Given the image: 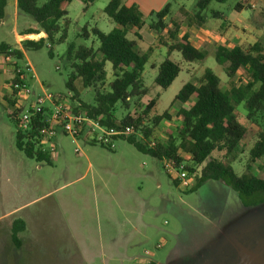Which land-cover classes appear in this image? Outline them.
Wrapping results in <instances>:
<instances>
[{
  "label": "rangeland",
  "instance_id": "1",
  "mask_svg": "<svg viewBox=\"0 0 264 264\" xmlns=\"http://www.w3.org/2000/svg\"><path fill=\"white\" fill-rule=\"evenodd\" d=\"M44 1L39 0V3ZM109 1L96 0L88 10H84L81 0H73L68 6V38L63 43L54 44V56L49 54L48 42L40 49L26 50L24 59L18 63L23 65L27 61L31 64L35 73L28 82L31 88L42 95H66L72 101L70 94L74 91L67 86L71 70L64 57L68 45L75 42L98 47L99 42L93 34L87 39L80 34L85 26L90 32L97 27L106 33L115 27L116 23L104 11ZM237 1H213L205 13L209 16L214 9L228 16H238L231 11ZM133 2L140 5L145 14L148 9L157 11L169 2L172 9L166 20L167 28L162 32L153 30L149 25L153 17L149 13L145 15L146 24L138 48L151 56L143 73L149 91L142 99L132 100L128 110L117 105L116 115L141 114L150 99L159 96L151 116L169 110L171 119L163 121L153 138L167 142L181 123L179 111L182 105L173 101L184 84L195 82L206 68H210L221 78L223 88L229 90L245 79L246 72L242 69L235 76H228L226 64H221L215 56L221 41L228 39L232 42V22L229 33L222 37L219 33L222 18L206 17L204 22L197 20L193 8L196 0ZM251 13L252 10L246 8L242 15ZM35 26H39L36 20L28 13L16 10L14 0H9L0 25V42L15 45V28L25 32L27 30L24 29ZM259 29L264 32V26ZM184 33L194 37L196 43L207 51L205 60L187 62L180 51L170 50L171 45L180 42ZM166 57L179 62L182 70L172 85L163 90L155 83V77L157 66ZM13 64L0 59V139L6 145L11 144L10 152L15 154L20 164L22 156L19 153L22 152L16 145L17 126L8 115L11 108H7L5 100L12 94L9 80L13 77ZM113 77L112 65L108 62L103 89L109 88ZM76 87L81 100L94 102L92 88L83 87L80 79L76 80ZM71 104L73 107L79 105L77 99ZM237 110L240 121L256 133L259 125L246 119V104H238ZM261 125L264 126V122ZM59 136L65 147L59 151V163L31 160L32 177L26 179L31 190L7 203H4L3 196L0 197V207L5 210L9 205L30 201L32 194L36 197L51 192L25 210L30 214L29 225L33 229L32 249L29 253L19 251L23 257L15 256L12 264H128L122 260L132 253L139 255L137 264H152V257L160 264H242L241 260L248 264H264V203L247 207L235 190L216 180H208L195 190L182 188L167 172L162 160L139 151L126 138H118L116 148L111 149L84 138L75 141L69 135ZM252 143L253 140L242 145L230 157L229 161L238 173L245 169ZM78 145L80 152H76ZM63 150L65 154L62 157ZM213 156L223 158L222 152L218 151ZM90 163L93 164L91 169ZM39 164L44 166L37 171L35 166ZM254 170L259 172V163L254 164ZM1 188L12 193L13 187L8 182H2ZM19 192L22 193L19 190L18 196ZM4 223H0L2 255L10 252V236L3 227ZM26 253L29 256L25 257Z\"/></svg>",
  "mask_w": 264,
  "mask_h": 264
},
{
  "label": "trees",
  "instance_id": "2",
  "mask_svg": "<svg viewBox=\"0 0 264 264\" xmlns=\"http://www.w3.org/2000/svg\"><path fill=\"white\" fill-rule=\"evenodd\" d=\"M88 10L96 0H81ZM224 3L227 0H196L193 5L197 20L204 22L206 17L222 18L225 13L212 9L209 16L205 13L211 2ZM251 0H238L232 9L241 11L251 7ZM73 0H17L19 10L30 14L39 24L40 29L29 28L24 34H39L45 32L46 37L38 40L25 39L22 44L25 50L40 49L47 42L50 44L49 54L54 56L55 43H63L68 38L70 21L67 19L69 4ZM8 0H0V25L4 20ZM172 9V3H167L162 9L153 11L150 27L158 32L167 28V17ZM105 13L116 23L109 32H103L97 27L90 30L85 26L82 36L87 39L93 34L98 40L97 48L71 42L68 45L65 58L70 68L67 86L74 94L72 101L78 100L79 105L73 107L74 112L86 113L99 119L108 127L133 125L135 133L125 137L139 151L154 158L173 159L177 163L185 162L194 179L191 190H195L208 180L221 181L235 190L245 206H256L264 203V46L255 43L248 49L241 46H228L223 43L217 47L215 56L221 64H226L228 76H235L240 70H245L246 77L232 89H224L221 78L210 68H206L197 77L183 85L173 103L182 105L179 116L181 123L175 135L169 141L155 140L154 132L164 120L171 119V113L166 110L151 116V111L157 105L158 98L150 99L141 114L130 113L116 115V107L128 110L132 100L138 101L147 95L149 88L145 85L143 73L149 62V53H142L138 48L141 38L140 30L146 24V16L137 4L127 6L123 0H110L105 7ZM177 26V24H176ZM227 23L223 21L222 29ZM178 31V29H175ZM172 31L171 33H173ZM170 50H178L187 62L203 61L207 51L195 47L189 40V34H184L180 42L171 45ZM170 51V52H171ZM0 54L11 55L20 62L24 58L22 49L6 42L0 43ZM111 63L113 80L108 89H103L107 78V63ZM19 63L13 64V77L10 84L24 81L22 74L16 69ZM154 67V66H153ZM182 67L179 62L166 57L157 67L155 83L163 90L168 89L179 76ZM80 79L82 86L92 88L95 92L93 103L81 100L76 87ZM16 91L6 97L7 108H11L9 117L15 120L16 145L19 150L32 159L53 164V152L44 149L38 138L39 129L45 124L42 113L38 114L31 131L18 129L19 111ZM71 101V102H72ZM247 106L246 119L259 125L256 133L240 121L237 105ZM250 145L248 160L242 173H238L230 162V157L248 143ZM154 142V143H153ZM95 143V142H91ZM99 144V143H98ZM102 146H106L101 144ZM222 152L223 158L214 157V152ZM228 160V161H226ZM259 163V172H255L254 164ZM175 181V180H174ZM177 184V182L175 181ZM24 220L13 222V236L24 231ZM152 264H155L152 262Z\"/></svg>",
  "mask_w": 264,
  "mask_h": 264
},
{
  "label": "crops",
  "instance_id": "3",
  "mask_svg": "<svg viewBox=\"0 0 264 264\" xmlns=\"http://www.w3.org/2000/svg\"><path fill=\"white\" fill-rule=\"evenodd\" d=\"M8 2H9V0H8ZM123 2L127 6H131L133 4H136L135 2H133V0H123ZM250 5H251V7H252V5H254L255 7H252V8L251 7H245L241 11H236L234 9L231 10L232 12L237 13L238 16L237 15L228 16V14L224 12L225 16L222 17V20L227 23V27H226V29H222V23H223V21H222L220 24L221 25V31L219 29L220 36L223 37L224 34L227 36V33H229L228 31L231 29L230 23L232 22L233 23V26H232V28H233V32H232L233 33L232 34L233 39H232V42H229L230 40H228V39H224L223 41H221L218 44V46L223 44V43H226L230 47L238 45L244 49H248L250 46H252L253 44L258 43V42L264 46V32H262L259 29L260 27L264 26V0H251ZM139 7H140V10L144 13V11L140 5H139ZM14 8L16 10H19L18 5H17V0H14ZM246 8H249L252 10L251 15H242V12ZM160 9H162V8H160ZM160 9H158V10H160ZM153 11H155V10L148 9L146 14H148V13L150 14ZM146 14L144 13V15H146ZM234 25L236 27H234ZM143 27H142V29H143ZM29 28L41 30L40 26L28 27L24 30H27ZM142 29L140 30V35H141L140 39H142V36H143L142 35ZM14 31H15V45L10 44L8 42H6V43H8L14 47L22 49L24 52V56L26 54V50L23 48L22 42L26 38L37 40L41 37H46V34L43 31H41L39 34H24V32L19 31L17 28H15ZM184 34H188V33H184ZM30 35H40V36L37 38H31ZM189 40L192 42V44L195 47L202 49L201 45L196 43V40L194 39V37L189 35ZM2 42H5V41H2ZM151 42H153V41H151ZM150 58H151V56H150ZM25 62H27V61H25ZM154 67H156V66H154ZM7 90H8V88H7ZM0 118H1V114H0ZM1 131L2 130L0 127V134H1ZM10 137H12V135H10ZM59 137L60 136L58 135L53 140L57 146L55 152H53V164H55L59 161V158L61 156V154L59 156V151H60L61 147L63 148L62 141H60ZM15 138H16V134H15ZM10 146H11L10 143L8 145H6L5 141H3V139H0V197L3 196L4 203L9 202L11 200V198H15V200H17V198H20V195L23 196V194H26V193H28L29 190H31V185L29 184V182L26 181V179L30 180L32 177V172H31L32 164L30 161L33 159L27 157L24 154V152L21 151L22 153H19V154L22 156V158H21L22 162L19 164L17 162L19 159L16 161L15 154L10 152V149H11ZM63 149H65V147ZM2 153H4V154H2ZM64 154H65V150H63L62 157L64 156ZM24 157H26V158H24ZM26 159H28V160H26ZM43 166H44L43 164H39L35 167H36V170L38 171V170H41L43 168ZM92 167H93V164L90 163L89 169H91ZM18 181H20L21 183L18 184ZM2 182L3 183L8 182L10 186L15 188V190L12 188V193H11L9 189L8 190L2 189L1 188ZM19 190H21L22 193L19 192L20 194L18 196ZM50 193L51 192L43 193L41 195H37L36 197H34L35 194H32L33 197H32V199L30 198V201L22 202L18 205H14V206L9 205V207H7L5 210L0 207V223L2 224L5 222L4 223L5 226H3V227L6 231L9 232V236H10V239H9L10 240V252H9V254H6V255H2L0 252V264H12L14 262L13 258L15 259V256L23 257L22 255L18 254L19 251L25 250L26 252L29 253V250L32 249L33 233L31 232L32 228L29 225L30 224V214L26 213L25 210L28 208V206L30 204H32L35 201H38L40 198H43V197L49 195ZM17 219L24 220L26 227H25L24 231H22L18 234V238L16 240V239H14V236H13V222ZM131 251H133V250H131ZM14 253H16V254H14ZM26 256H29V255L26 253L25 257ZM138 256L139 255L132 253L131 255H127L125 258H123L122 262L128 263V264H137L136 261H137ZM152 260L155 264H160L159 261H157L153 257H152ZM241 263L242 264H248L245 260H241Z\"/></svg>",
  "mask_w": 264,
  "mask_h": 264
},
{
  "label": "built area",
  "instance_id": "4",
  "mask_svg": "<svg viewBox=\"0 0 264 264\" xmlns=\"http://www.w3.org/2000/svg\"><path fill=\"white\" fill-rule=\"evenodd\" d=\"M252 7L255 6L252 5ZM2 58L9 64L18 62V59L11 55L0 54V59ZM16 72L22 74L25 79L10 84L12 93L13 90L16 91L17 108L20 109L18 129L23 132L31 131L36 122L35 117L42 113L45 124L39 129L38 138L44 149L55 152L57 146L53 140L59 134L69 135L75 141L84 138L89 142L104 144L111 149H115L118 138H125L135 133L133 125L108 127L99 119L92 118L86 113L74 112L72 102L66 95H42L38 93L28 84L29 79L35 77L29 62H24L23 65L20 64ZM46 103L49 105H46ZM80 151L78 145L76 152ZM162 161L167 172L173 176L180 187L191 188L193 178L185 162L177 163L173 159L166 158Z\"/></svg>",
  "mask_w": 264,
  "mask_h": 264
},
{
  "label": "bare ground",
  "instance_id": "5",
  "mask_svg": "<svg viewBox=\"0 0 264 264\" xmlns=\"http://www.w3.org/2000/svg\"><path fill=\"white\" fill-rule=\"evenodd\" d=\"M30 37H31V38H35V37H36V35H30Z\"/></svg>",
  "mask_w": 264,
  "mask_h": 264
}]
</instances>
